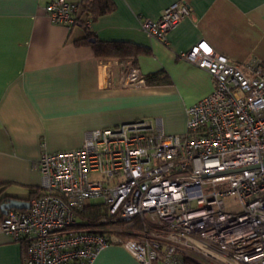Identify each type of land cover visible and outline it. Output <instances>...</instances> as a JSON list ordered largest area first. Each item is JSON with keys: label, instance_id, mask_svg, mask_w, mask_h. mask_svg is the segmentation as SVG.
<instances>
[{"label": "built area", "instance_id": "2783aa9c", "mask_svg": "<svg viewBox=\"0 0 264 264\" xmlns=\"http://www.w3.org/2000/svg\"><path fill=\"white\" fill-rule=\"evenodd\" d=\"M45 11L67 27L83 12L67 0ZM191 14L176 1L157 18L142 17L141 27L168 44ZM178 56L215 81L187 108L183 133L137 119L90 130L80 147L42 152V192L0 219L26 244L23 264H91L112 243L141 264H264V64L252 58L242 67L204 39ZM140 78L132 68L130 79ZM96 198L104 213L89 223L82 215Z\"/></svg>", "mask_w": 264, "mask_h": 264}, {"label": "crops", "instance_id": "0c3cea01", "mask_svg": "<svg viewBox=\"0 0 264 264\" xmlns=\"http://www.w3.org/2000/svg\"><path fill=\"white\" fill-rule=\"evenodd\" d=\"M51 0H0V219L1 204L42 192L36 164L43 151L80 147L88 131L137 119L159 120L168 133L186 130L187 108L210 94L215 81L181 51L206 40L242 67L264 64V0H113L114 9L67 27L45 11ZM79 2L83 0H67ZM176 1L192 9L168 34V44L141 27ZM90 31L101 41L125 42L147 52L98 56L79 44ZM141 80L130 79L131 69ZM162 72V82L146 76ZM25 243L0 229V264H23ZM91 264H141L124 245L103 248Z\"/></svg>", "mask_w": 264, "mask_h": 264}, {"label": "trees", "instance_id": "16d2710c", "mask_svg": "<svg viewBox=\"0 0 264 264\" xmlns=\"http://www.w3.org/2000/svg\"><path fill=\"white\" fill-rule=\"evenodd\" d=\"M83 12L95 19L99 15H103L111 12L115 5L113 0H83L81 2ZM86 35L77 40L79 44H88L92 47L94 52L101 57L117 56L125 57L137 55L139 52H147L148 50L144 47L134 46L125 42H114L109 43L98 40L93 33L90 31V27L86 24ZM162 72L149 74L146 76L147 83H160L164 79L162 78ZM102 207H97L94 204H89L83 213L82 218L87 220L89 223H94L104 213Z\"/></svg>", "mask_w": 264, "mask_h": 264}, {"label": "water", "instance_id": "95a60500", "mask_svg": "<svg viewBox=\"0 0 264 264\" xmlns=\"http://www.w3.org/2000/svg\"><path fill=\"white\" fill-rule=\"evenodd\" d=\"M263 165H264V161H263ZM241 169H244V168H237V169H234V170H226V172H229V171H236V170H241ZM212 174H206V176H210ZM30 207V203L27 202V201H23V200H18V199H14V198H11L5 202H3L1 204V208H2V211L3 213L5 214L7 212V210L9 208H29Z\"/></svg>", "mask_w": 264, "mask_h": 264}, {"label": "rangeland", "instance_id": "374dc122", "mask_svg": "<svg viewBox=\"0 0 264 264\" xmlns=\"http://www.w3.org/2000/svg\"><path fill=\"white\" fill-rule=\"evenodd\" d=\"M91 202H92L93 204H98V203H102V202H103V199H102V198H96V199H92ZM231 202H232V200L229 199V200H228V203H231Z\"/></svg>", "mask_w": 264, "mask_h": 264}]
</instances>
